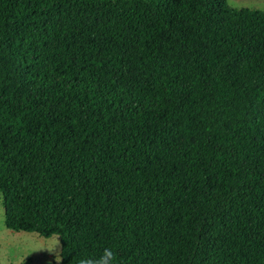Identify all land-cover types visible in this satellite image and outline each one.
I'll return each mask as SVG.
<instances>
[{
  "label": "trees",
  "instance_id": "trees-1",
  "mask_svg": "<svg viewBox=\"0 0 264 264\" xmlns=\"http://www.w3.org/2000/svg\"><path fill=\"white\" fill-rule=\"evenodd\" d=\"M0 195L61 264H264V12L0 0Z\"/></svg>",
  "mask_w": 264,
  "mask_h": 264
},
{
  "label": "rangeland",
  "instance_id": "rangeland-1",
  "mask_svg": "<svg viewBox=\"0 0 264 264\" xmlns=\"http://www.w3.org/2000/svg\"><path fill=\"white\" fill-rule=\"evenodd\" d=\"M233 8H252L264 12V0H229ZM0 264H61V242L54 236L15 232L5 226V210L0 195Z\"/></svg>",
  "mask_w": 264,
  "mask_h": 264
},
{
  "label": "clouds",
  "instance_id": "clouds-1",
  "mask_svg": "<svg viewBox=\"0 0 264 264\" xmlns=\"http://www.w3.org/2000/svg\"><path fill=\"white\" fill-rule=\"evenodd\" d=\"M79 264H115V255L111 249L105 248L97 259H81Z\"/></svg>",
  "mask_w": 264,
  "mask_h": 264
},
{
  "label": "crops",
  "instance_id": "crops-1",
  "mask_svg": "<svg viewBox=\"0 0 264 264\" xmlns=\"http://www.w3.org/2000/svg\"><path fill=\"white\" fill-rule=\"evenodd\" d=\"M242 0H239V2H241Z\"/></svg>",
  "mask_w": 264,
  "mask_h": 264
}]
</instances>
